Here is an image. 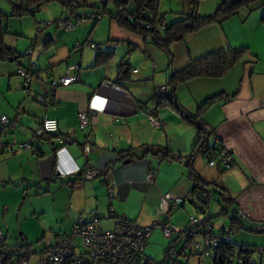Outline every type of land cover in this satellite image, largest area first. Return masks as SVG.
<instances>
[{"label":"crops","instance_id":"crops-1","mask_svg":"<svg viewBox=\"0 0 264 264\" xmlns=\"http://www.w3.org/2000/svg\"><path fill=\"white\" fill-rule=\"evenodd\" d=\"M6 3L0 0V6H7ZM251 12L242 16L236 14L238 18L233 23L239 29L251 20L254 23ZM255 20L262 23L261 17ZM226 31L223 23L205 26L171 44V55L155 44L151 46L149 39L144 41L128 31L117 33L118 39H112L126 44L119 47L115 43L106 49L95 42H91L95 47L83 46L86 40L76 48L75 37L63 31L58 37L49 35L44 40L47 51L41 47L35 49L34 43L29 57L24 55L17 61L0 62V75H18L19 66L28 67L32 63L39 69V81H31L32 94L18 92L23 80L17 77L8 80L3 102L17 122L11 134L18 143L29 142L32 148L22 150L15 146L13 153H8L4 145H0V154L5 152L0 163V185L9 184L3 189L23 188L24 191L35 184L42 190L62 189L69 192L71 208L77 214L89 211L91 216L94 211L99 223L107 215L112 224L115 217L123 216L149 226L157 219L152 214L156 215L160 197L165 193L190 202L195 194H189L188 169L180 162L163 160L160 154L145 152L144 148L159 145L166 146L175 155L190 153L197 139L196 129L169 105H156L158 100H164L157 95V90L166 85L169 74L183 68L190 57L198 58L229 46L243 45L250 49L253 44H264V37L253 43L235 36L231 40ZM53 40L58 45L55 48L50 47ZM5 41L20 54L29 48L26 40L10 34ZM75 48L80 52L79 57L71 52ZM111 51H115V55L96 65L98 52ZM251 54L258 60L257 51ZM252 58L245 57L221 78L198 77L181 83L174 94L175 102L190 113H195L212 95L224 92L230 96L214 103L212 118L205 114L203 120H210L213 144L216 142L231 152L232 166L227 170L209 165L200 167L198 157L193 166L206 182L226 191L235 200L238 212L233 215L243 222L246 219L244 223L252 228H261L264 224V75L260 71L255 73L257 61L252 63ZM123 61L128 64L129 72L119 75L118 65ZM72 72L78 73L79 81L67 87H56L52 97L54 107L34 103L36 95L48 94L52 80ZM13 79H16L15 85ZM13 89L20 93L16 101L10 98ZM88 110L94 113L92 122L80 129L78 113ZM44 117L57 120L58 133L35 139L32 128ZM150 117L155 118L158 125L152 124ZM10 138L7 136L4 141ZM62 138L72 141L64 143ZM87 144L90 150L85 152ZM125 159L132 161L124 165ZM5 164L8 166L4 169ZM87 165L109 170L86 180L81 177V171ZM149 170L155 171L151 185L145 184ZM68 181L73 184H67ZM190 203L196 210L190 215L202 213L198 205ZM203 213L206 215V210Z\"/></svg>","mask_w":264,"mask_h":264},{"label":"rangeland","instance_id":"rangeland-1","mask_svg":"<svg viewBox=\"0 0 264 264\" xmlns=\"http://www.w3.org/2000/svg\"><path fill=\"white\" fill-rule=\"evenodd\" d=\"M5 1L7 2V6L3 5L0 7L2 9L6 7L4 12L9 13L11 6L7 0ZM104 1L105 0H76L74 4L78 3L79 6L73 8L75 11L71 17L68 15L70 8L64 9L60 2L53 1L47 3L39 11H37L34 16L23 15L21 17H9L8 28L10 35L26 40L28 46L35 43V49H39V47H41L44 49V51L49 49L44 47V40H46L49 35L58 37L63 33V31H68L70 32L68 34H71V37H75L74 39L76 41V45L82 44V42L86 40V42L83 43V46L91 44V42H95L102 49H106V46L108 45L114 46L115 43L121 47L126 43L118 40L113 41L112 39H118L117 33H127V31L118 27L114 22H112L110 20V16L107 13H104L96 23H94V19L92 17H84L81 19H77L76 17L78 13H81L82 15L87 14L90 16V14L93 13V8L91 5L95 4L101 6ZM221 1L222 0H200L198 6L199 14L208 15L213 13ZM83 2H85L84 5L82 4ZM107 6L108 8L113 7L110 1L108 2ZM188 9L187 0H158L157 11L159 15H163L165 23H170L179 19L182 17L183 11L186 12ZM248 9L252 10L251 18H254V23L253 20H251L244 26L243 24L240 25L241 28L239 29L237 25L233 23V20L238 18V16H242L244 13L249 12ZM238 14V16L236 15V17L233 16L227 18L222 22L226 27L228 31H226V33L227 35L229 33L231 40H233L234 36L236 39L245 38L247 41L252 43L258 38L263 39L264 21L259 24V22L255 20V18H262V15L264 14L263 0H258L252 3L249 8L241 9ZM67 18L68 20L75 23L74 27L70 28V30H64L59 26V21ZM56 45L57 42L54 43L53 40V42L50 44V47L55 48ZM150 45L155 46L152 43ZM252 46L253 47L250 46V50L252 52L257 51L258 53L255 73H259L260 71L262 72V75H264V44L263 46H258V44H253ZM76 48H78V46H76ZM92 51H94V49H92ZM115 51H117V49ZM115 51L110 54V58L115 55ZM71 52H73V54L77 57L80 56L78 49H72ZM26 57L29 56L26 55ZM12 77H17L23 80V77L16 75V73H6L0 75V118L4 116L9 120H14V117L10 116V108L6 106V104L3 102V99L6 97L5 94L6 88L8 87V80ZM15 80L16 79H13L12 81L13 85L16 83ZM37 80L38 79L35 77L31 78V81L33 82ZM19 88L20 91L18 92L24 94V90L22 89V81L19 85ZM30 90L32 94L34 91L32 84L30 86ZM20 93H16V90L13 89V93H11L10 98L17 100L20 98ZM34 103L37 102L35 101ZM212 107L213 106L209 107L207 111L203 113V115L206 114L209 116V118L213 116L214 112H211L213 109ZM12 111H15V109L12 108ZM18 111L20 112L21 108ZM209 121L210 120H206L205 122L203 120L205 128L210 131V134L208 135V143L213 144V128L208 124ZM35 127L32 128V133ZM11 132V130H8V127H4L2 129L0 134L2 143L11 142L14 139ZM7 136L11 138L7 140L8 142H5L4 139ZM4 150L8 153H13V151L7 149L6 147ZM4 154L5 152L0 154V163L3 162L2 156ZM197 157L199 158L197 166L200 165V167H202L208 165L207 158L201 156L199 157V155ZM7 166L5 164L4 169ZM3 188L4 187L0 185V226L3 227L5 231V242L8 245L21 244L23 242L30 244L31 251L35 252L30 258V263L37 259L40 250L48 241H54L56 234H69L71 232L73 223L77 220L79 214L76 213L74 208H71L69 192H65L62 189H58L56 191L42 190V188L36 184L33 186V188H29L26 191H24L23 188L20 190ZM205 206L206 215H210V222L213 224V228L216 232L220 231L222 228L227 230L231 228L232 243L240 247L244 245L256 248H264V232L253 231L250 229V226H245L246 228L236 226L230 220V216H233V213L231 214L229 212V214H224L221 211V207L219 206L215 196H210L208 204ZM88 212L89 211H85V213L81 214L85 215L87 218H90V214ZM195 212L196 210L194 207L190 202H188V200H186L184 205H181L169 212L168 216L170 219V224L184 226L186 225L190 214ZM152 215L156 216L157 219L155 220H159L163 217L158 216L157 213L156 215L154 213ZM106 216L104 219H101L99 223V227L103 230L108 229L112 224V220L106 218ZM150 217L152 216L150 215ZM200 240L201 238L198 239V241ZM170 241L171 238L165 237L161 228L153 229L145 248V257L148 258L152 264H176L174 262L172 263V261H170V259L166 256V249L172 244L171 247L175 249L176 252L175 260L179 264H212V252L204 251L199 252L200 254H194L195 251H193L194 253L191 255L190 250L186 249L181 253H177L178 250L180 251L183 241H173L171 244ZM252 255L253 263L264 264V254L260 257L257 252H254Z\"/></svg>","mask_w":264,"mask_h":264},{"label":"trees","instance_id":"trees-1","mask_svg":"<svg viewBox=\"0 0 264 264\" xmlns=\"http://www.w3.org/2000/svg\"><path fill=\"white\" fill-rule=\"evenodd\" d=\"M53 1L60 2L64 9L70 8L72 12L75 11L73 8L79 6L78 3L74 4L76 0H19L17 2L9 1L11 6L9 13L0 9V62L17 61L19 58L26 55L25 52L21 54L16 52L9 47L5 41L7 35L10 34L8 28L9 17H21L23 15L34 16V14L44 5ZM109 1L113 5L112 8H108L107 6ZM256 1L258 0H222L213 13L200 15L198 12L200 0H187L189 9L186 12L183 11L182 17L170 23H165L163 15H159L157 11L158 0H105L101 6L93 4L91 7L93 8V13L99 15L100 18L104 13H107L110 16V20L118 27L125 29L134 35L141 36L144 41L149 39L150 43L157 45L163 51L171 55L169 49L171 44L182 41L187 34L196 32L205 26L215 23L221 24L227 18L238 14L241 9L249 8V6ZM82 4L84 5L85 2ZM251 11L252 10H249V12ZM100 18H94V23ZM261 20L264 21V14L262 15ZM31 46L32 44L29 47ZM112 53V51L104 53L98 52L96 56V65L107 60ZM250 56L253 57L251 62L255 63L257 58L251 54L248 46H229L227 48L207 53L198 58L190 57L183 68L177 71H172L168 76L167 84L164 85L169 88V94L164 100H158L156 105H169L185 122L196 129L197 139L190 153L186 156L175 155L171 153L166 146L157 145L146 146L144 148L145 152L160 154V158L168 162L176 161L182 163L188 169V177L191 181L189 194L208 195V200L211 195H214L224 214H229L230 210L236 206L235 200L231 198L226 191H223L214 184L206 182L195 170L193 164L198 155L208 159V152L212 147L218 146L219 148H224L220 144L217 145L216 142L213 145L208 143V135L210 134V131L205 128L202 115L214 103L227 100L230 96L224 92L212 95L206 98L203 103L197 107L195 113H190L185 111L175 102L174 93L177 85L194 78H221L238 62H241L245 57ZM25 67L27 66H19L18 69ZM35 68L38 75L39 69L36 66ZM118 71L119 75L128 73V64L125 61L119 63ZM37 75L35 78H37ZM56 134L57 133L51 135ZM106 168L105 173L109 170ZM67 184H73V182L68 181ZM7 185L9 184H2L3 187ZM230 220L238 227L246 228L245 226H248L241 218H238L235 215L230 216ZM210 221L211 217L209 215L200 224L204 225ZM260 227V229L250 227V229L253 231L264 232V224ZM171 242L173 241L171 240L170 244ZM8 247H12L13 250L9 252L3 250ZM30 247L31 245L26 242L15 245H8L6 242H0V260L2 261V264H20L22 261L30 260L33 253H35L31 251ZM45 248L46 244L42 247L40 252ZM168 248L166 249V252ZM255 249L256 247L244 245L241 247L237 246L232 243V241L220 244L213 252L212 264H237L236 259L233 260V252H236L237 258H242V264H256L252 261V254L255 252ZM193 253L194 252H191L190 254L193 255ZM197 253L198 252H195L194 254ZM174 263L179 264L176 260H174ZM145 264L152 263L148 258H145Z\"/></svg>","mask_w":264,"mask_h":264},{"label":"built area","instance_id":"built-area-1","mask_svg":"<svg viewBox=\"0 0 264 264\" xmlns=\"http://www.w3.org/2000/svg\"><path fill=\"white\" fill-rule=\"evenodd\" d=\"M74 12L68 11V15L71 17ZM77 19L84 17L100 18L99 15L91 13L89 15H82L78 13ZM59 26L64 30H70L74 27L75 23L68 20H60ZM76 46L80 47V44ZM90 47H95L94 44H90ZM32 46L26 51V55H31ZM74 69V67H70ZM17 73L23 77L22 88L28 95L30 92L31 78L37 75V71L34 63L28 67L17 69ZM79 81V75L77 72L66 73L58 78V80H52L50 82V88L48 94L36 95L35 101L54 107L52 97L57 86L67 87L75 82ZM115 88H119L115 86ZM169 94L167 86H161L157 90V95L161 98H165ZM94 113L92 110L81 111L78 113V125L80 129L87 128L93 119ZM152 124L158 125L155 118L150 117ZM1 127L0 134L4 127H8V130H13L17 123L15 120H9L2 116L0 118ZM58 133V122L55 118L44 117L37 124L33 130V136L35 139H44L47 136ZM64 143L71 142L69 138H62ZM0 145H4L7 149L14 151V147L17 146L22 150H29L32 148L29 142L18 143L15 139L8 143L1 142ZM90 146L87 144L84 147V151L88 152ZM233 157L229 150L225 148H219L218 146L212 147L208 152V165L218 167L221 170L229 169L233 164ZM106 172L105 169H99L93 166L87 165L81 171V177L86 180H92L97 178L101 174ZM155 177V171L149 170L146 174L145 184L151 185ZM187 199L179 196L165 193L160 197L159 203L156 208L158 216H163L162 219L155 220L149 226H142L136 222L127 219L123 216H117L114 218L113 224L108 229H101L99 227V219L94 211L91 212L90 218L80 214L76 221H74L72 230L69 234H57L54 241H48L46 248L39 252L37 259L30 263V260L22 261L20 264H145V248L148 243V239L155 228H161L163 234L167 238H171L176 242L183 241L180 251L181 253L186 249L190 252H214L215 248L223 243H229L231 241V228L228 230L222 228L216 232L213 229V225L207 222L204 225L200 223L208 217L204 213L196 215H190L188 221L184 226H176L170 224L169 212L173 209L183 205ZM258 229H260L258 227ZM201 238L200 241L198 239ZM6 241V235L3 227L0 226V242ZM172 246V244H171ZM169 247L167 250V257L172 261L175 260V249ZM6 252L12 251V247L4 248ZM3 252V251H2ZM260 256L264 254V248H256ZM236 259L237 264H242V258L236 257V252H233V260ZM0 264L2 261L0 260ZM11 264V263H6ZM17 264V263H16Z\"/></svg>","mask_w":264,"mask_h":264},{"label":"water","instance_id":"water-1","mask_svg":"<svg viewBox=\"0 0 264 264\" xmlns=\"http://www.w3.org/2000/svg\"><path fill=\"white\" fill-rule=\"evenodd\" d=\"M131 159H125L123 160V164L126 165V164H129L131 163ZM210 196V195H209ZM208 195H204V194H199V195H196L194 196V198H191L190 202H192L193 204H196L198 205V210L200 212H204L205 211V205L208 204ZM231 213L233 214H237L238 212V209H237V206H234L231 210H230ZM244 222H246L247 220L246 219H243Z\"/></svg>","mask_w":264,"mask_h":264}]
</instances>
